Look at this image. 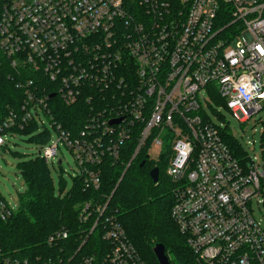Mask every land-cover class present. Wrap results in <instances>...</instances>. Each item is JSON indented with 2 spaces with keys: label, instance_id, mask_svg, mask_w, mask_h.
Segmentation results:
<instances>
[{
  "label": "built area",
  "instance_id": "1",
  "mask_svg": "<svg viewBox=\"0 0 264 264\" xmlns=\"http://www.w3.org/2000/svg\"><path fill=\"white\" fill-rule=\"evenodd\" d=\"M262 49L264 0H0V79L23 93L0 123V148L32 121L46 127L42 114L56 141L37 155L47 165L61 163L62 143L85 191L99 189L105 158L116 163L129 142L127 167L141 151L150 159L149 151L169 150L167 176L183 183L173 189L170 216L192 264H264V230L250 207L264 160L241 165L203 110L213 101L245 123L264 109ZM53 100L85 102V120L64 128L54 119ZM110 198L79 207L76 253L91 235L100 241L92 247L97 254L74 264H148L108 211ZM9 213L0 202V215ZM68 238V231H55L46 244ZM56 260L38 255L0 264Z\"/></svg>",
  "mask_w": 264,
  "mask_h": 264
},
{
  "label": "trees",
  "instance_id": "2",
  "mask_svg": "<svg viewBox=\"0 0 264 264\" xmlns=\"http://www.w3.org/2000/svg\"><path fill=\"white\" fill-rule=\"evenodd\" d=\"M22 99L23 93L14 81L5 77L0 79V123L7 118L10 110L19 108ZM50 104L54 119L67 129L79 127L89 108L81 101L70 106L55 100ZM16 132L22 137L37 132L28 141L39 148L51 138L49 129L39 127L34 121L24 130ZM221 135L233 156L245 166V155L238 142L227 132ZM132 144L133 141L125 144L116 163L105 158L100 166L101 185L96 191L83 190V179L76 176L72 188L56 196L50 169L41 157L34 155L31 159L19 162L17 169L25 188L19 194L16 209L11 210L0 195V202L10 210L9 214L0 215V261L6 258L33 260L39 255L44 261L54 256L59 258L56 264H74L84 254H97L92 251V247H96L100 241L96 235H91L76 253L81 244L83 228L78 219V209L92 198L105 202L111 196L108 211L117 218L148 264H158L152 252L156 244L165 247V254L171 264H192L193 257L186 238L179 233L170 216L174 197L173 189H167L173 183L163 182L160 178L163 168L168 165L171 151L161 152L156 161L141 151L127 167L134 152ZM2 150L9 151L7 146ZM11 154L13 157L21 156L17 152ZM143 161L144 165L140 166ZM153 168L159 170L156 184L149 176ZM63 229L69 232V238L49 247L46 244L48 236Z\"/></svg>",
  "mask_w": 264,
  "mask_h": 264
},
{
  "label": "rangeland",
  "instance_id": "3",
  "mask_svg": "<svg viewBox=\"0 0 264 264\" xmlns=\"http://www.w3.org/2000/svg\"><path fill=\"white\" fill-rule=\"evenodd\" d=\"M203 97H208L207 92L203 93ZM203 110L212 123L220 128L221 132L231 134L238 142L244 152L246 164L249 165L251 161L259 164L264 160V109L245 123L236 119L230 110L226 109L223 105L213 101H209V105L203 103ZM40 116L46 128L51 132L50 141H56V134L52 130L48 120L42 114ZM36 134L38 133L34 132L32 135ZM32 135L8 137L7 149L9 151H3L0 148V195L13 210L17 207L19 194H22L25 188L24 181L17 169V164L23 160L31 159L34 155H37L39 150L36 144L28 141ZM160 138L162 139L161 136ZM13 152H17L21 156L13 157L11 154ZM158 154V150L149 151L150 159L153 161L158 160L160 157ZM58 155L61 158L60 165L58 164V158H54L53 166L48 165L56 196L60 192L64 194L72 188L73 179L77 176L78 172L73 155L62 143H59ZM167 169L168 165L163 168L160 178L163 182L170 181V183H173L167 189L171 191L183 183H175L173 178L168 177ZM258 199L264 202V179L262 178L260 180V192L257 197L252 199L250 207L254 219L264 230V204L258 205Z\"/></svg>",
  "mask_w": 264,
  "mask_h": 264
},
{
  "label": "water",
  "instance_id": "4",
  "mask_svg": "<svg viewBox=\"0 0 264 264\" xmlns=\"http://www.w3.org/2000/svg\"><path fill=\"white\" fill-rule=\"evenodd\" d=\"M120 120H114L111 121V124H117L119 123ZM144 161L140 164V166L144 165ZM60 164V162L58 163ZM149 176L152 180V182L154 184L158 183L159 180V170L158 168H153L150 172H149ZM152 252L157 260L158 264H171L168 260V257L165 254V247L162 244H156L153 246L152 248Z\"/></svg>",
  "mask_w": 264,
  "mask_h": 264
},
{
  "label": "clouds",
  "instance_id": "5",
  "mask_svg": "<svg viewBox=\"0 0 264 264\" xmlns=\"http://www.w3.org/2000/svg\"><path fill=\"white\" fill-rule=\"evenodd\" d=\"M262 51H264V49H262ZM256 87H259V85H256ZM249 91H251V89H249ZM245 98H246V99H251V97H248V96H246ZM185 147L187 148V147H189V146H188V145H185ZM187 155H188V152H187V151H184V150H181V151H180V157H183V158L186 159ZM180 157H178V162H179L180 165L182 166V164H183V160H181Z\"/></svg>",
  "mask_w": 264,
  "mask_h": 264
}]
</instances>
